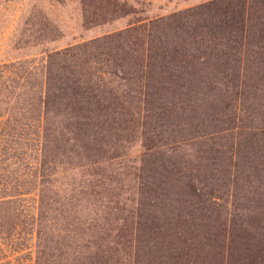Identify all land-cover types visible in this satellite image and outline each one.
Segmentation results:
<instances>
[{
    "label": "trees",
    "instance_id": "1",
    "mask_svg": "<svg viewBox=\"0 0 264 264\" xmlns=\"http://www.w3.org/2000/svg\"><path fill=\"white\" fill-rule=\"evenodd\" d=\"M79 2L0 62V264H264V0Z\"/></svg>",
    "mask_w": 264,
    "mask_h": 264
},
{
    "label": "rangeland",
    "instance_id": "2",
    "mask_svg": "<svg viewBox=\"0 0 264 264\" xmlns=\"http://www.w3.org/2000/svg\"><path fill=\"white\" fill-rule=\"evenodd\" d=\"M135 16H155L196 4L201 0H125ZM132 15L96 25H84L79 0H0V62L39 58L44 49L81 42L108 31L123 28ZM30 20L36 26L29 27ZM40 24V25H38ZM40 31L39 26H42ZM30 28V29H29ZM32 30V32H31ZM45 39L34 44L16 41L18 35ZM135 147L137 145L135 143Z\"/></svg>",
    "mask_w": 264,
    "mask_h": 264
}]
</instances>
